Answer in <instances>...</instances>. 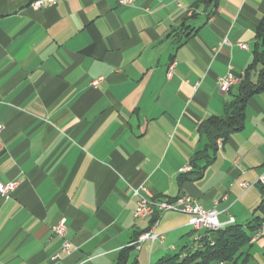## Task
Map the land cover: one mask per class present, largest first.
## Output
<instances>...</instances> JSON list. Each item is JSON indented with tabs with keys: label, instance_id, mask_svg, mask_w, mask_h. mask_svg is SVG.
Returning a JSON list of instances; mask_svg holds the SVG:
<instances>
[{
	"label": "crops",
	"instance_id": "obj_1",
	"mask_svg": "<svg viewBox=\"0 0 264 264\" xmlns=\"http://www.w3.org/2000/svg\"><path fill=\"white\" fill-rule=\"evenodd\" d=\"M195 2L0 0V182H17L0 195V264H155L198 245L184 213L135 219V189L190 195L226 226L255 215L264 89L224 141L208 147L201 124L236 96L219 77L249 69L255 81L264 0ZM61 217L69 253L51 230ZM150 229L162 238L130 245ZM236 258L264 264V235Z\"/></svg>",
	"mask_w": 264,
	"mask_h": 264
},
{
	"label": "trees",
	"instance_id": "obj_2",
	"mask_svg": "<svg viewBox=\"0 0 264 264\" xmlns=\"http://www.w3.org/2000/svg\"><path fill=\"white\" fill-rule=\"evenodd\" d=\"M214 1L216 0H196L195 6L208 5ZM255 34L261 42V49L256 51L254 56V62L261 65L257 77L253 81L250 79L249 69L243 71L236 85V96L224 106L223 114L212 116L201 124L202 131L208 137V147L215 146L218 139L224 141L231 132L242 127L246 99L264 89V15L256 27ZM199 154L200 151L196 153V155ZM262 193L263 197L254 210L255 215L245 225L230 224L217 231L204 230L201 238L196 241L199 246L185 247L182 253L164 256L155 264H213L215 262L239 264L236 253L249 242L250 233L264 223V189ZM156 220L157 217H152L150 225ZM117 264H125V259L120 256Z\"/></svg>",
	"mask_w": 264,
	"mask_h": 264
},
{
	"label": "built area",
	"instance_id": "obj_3",
	"mask_svg": "<svg viewBox=\"0 0 264 264\" xmlns=\"http://www.w3.org/2000/svg\"><path fill=\"white\" fill-rule=\"evenodd\" d=\"M58 0H33L30 5L34 8L41 7L45 3L49 5L56 4ZM123 4H130L133 0H119ZM241 48H246L244 43H239ZM174 63L172 62L167 69V76L170 77ZM243 75L241 72L238 76L234 75L231 71H228L222 77L217 79V87L221 92H228L229 89L233 86H236L240 81V77ZM1 129V125H0ZM260 183L264 184V178L261 176L259 178ZM17 182L9 181L2 183L0 182V195L7 198L11 192L16 187ZM241 186L248 187L249 184L246 182L241 183ZM139 189L146 190L145 187L140 186ZM134 194L138 195V201L136 202L133 216L135 219H145L157 217L168 211L184 213L188 217V224L195 231H217L220 228L226 226L224 223H221L218 219V212L214 208L205 209L201 203H199L195 198L187 194H181L174 199H156L148 193L149 197L140 196L138 190H134ZM233 218H230L227 222L228 225L233 223ZM155 224V223H154ZM153 224V225H154ZM51 230L61 239V250L69 253L72 249L76 247L66 239V219L61 217L59 221L51 227ZM264 235V223H262L251 235L250 241H254L259 237ZM161 235L154 233L151 229L141 233L137 239L132 241L130 245L135 246L139 249L140 244L146 240H156L161 239ZM201 238V235L195 237V241H198ZM199 246V245H197ZM213 264H223L222 262H215Z\"/></svg>",
	"mask_w": 264,
	"mask_h": 264
}]
</instances>
